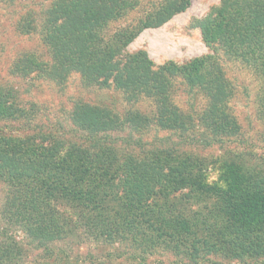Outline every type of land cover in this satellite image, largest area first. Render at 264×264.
Segmentation results:
<instances>
[{
  "label": "trees",
  "instance_id": "1",
  "mask_svg": "<svg viewBox=\"0 0 264 264\" xmlns=\"http://www.w3.org/2000/svg\"><path fill=\"white\" fill-rule=\"evenodd\" d=\"M141 2L53 0L40 21L32 14L18 21L19 34L37 33L52 63L39 66L24 53L11 74L28 78L36 64L39 74L62 84L77 72L86 86L113 87L129 103L150 101L154 111L120 116L77 104L71 119L87 133L91 145L86 148L63 149L41 133L39 142L0 136V182L8 191L1 211L0 264L21 263L22 242L12 231L43 253L44 264H95L52 246L71 234L64 209L74 213L87 238L116 246L129 260L144 262L157 250L181 264H202L209 256L264 259V173L224 163L213 168L209 180L204 164L191 155L171 148L121 153L109 138L127 126L139 129L152 122L186 144L205 146L235 138L240 130L228 106L233 87L214 56L154 66L145 52L125 53L143 30L160 27L190 5V0H154L133 23L112 27ZM196 25L206 45L222 46L228 58L256 76L264 121V0H220ZM176 78L206 98L203 110L184 114L174 104ZM37 113L35 105L26 108L11 89L0 86V123L30 124Z\"/></svg>",
  "mask_w": 264,
  "mask_h": 264
},
{
  "label": "rangeland",
  "instance_id": "2",
  "mask_svg": "<svg viewBox=\"0 0 264 264\" xmlns=\"http://www.w3.org/2000/svg\"><path fill=\"white\" fill-rule=\"evenodd\" d=\"M52 1L17 0L14 3H0V86L11 89L19 103L26 108L30 104L35 105L38 112L30 124L21 121L0 123V136L18 141L39 142L42 136H38L41 133L46 137L52 136L63 149L86 148L91 145L87 133L77 129L71 119V113L77 104L106 108L120 116L135 109L146 115L153 114L154 106L150 101L133 104L113 87L102 89L95 84L86 86L77 72L68 74L62 84L39 74L37 69L40 67L37 68L36 64L30 66L32 70L28 78L11 74L14 61L24 53L35 58L37 62L32 63L39 62V66L46 64L47 67L51 65L48 50L41 43L38 34L21 35L16 25L27 14H32L36 22L40 21L41 14ZM141 1L138 10L129 13L125 19L114 23L112 27L133 23L148 10L154 0ZM219 1L190 0L186 10L173 16L160 27L143 30L125 48V53L145 52L154 66L167 62L180 66L194 58L214 56L233 87L228 106L240 129L238 136L224 143L214 142L205 146L197 142L186 144L174 134L161 131L151 122L143 128L135 129L130 125L125 130L110 133L109 138L119 152L136 153L140 148L176 149L200 160L207 169L209 180L214 179L213 168L222 167L224 163H235L240 167L247 166L264 173V121L258 114L260 83L248 68L228 58L222 46L206 45L202 41L200 28L196 25L198 20L205 18L212 8L219 5ZM172 99L184 114L203 110L207 102L204 96L191 91L180 78L175 79ZM7 193L6 186L0 182V230L4 225L1 211ZM64 210L71 223V234L52 246L62 249L72 258L92 260L95 264H181L172 255L161 250L155 251L144 262L129 260L126 254L119 256L116 246L99 244L87 238L77 224L74 213L68 209ZM11 234L22 242L24 254L20 264H44L43 253L35 250L34 244H28V240L20 231H12ZM205 259L207 261L202 264H264V259L251 257L209 256Z\"/></svg>",
  "mask_w": 264,
  "mask_h": 264
}]
</instances>
